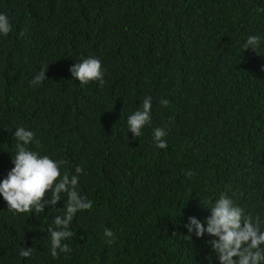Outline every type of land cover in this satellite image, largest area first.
I'll list each match as a JSON object with an SVG mask.
<instances>
[{"label":"trees","instance_id":"obj_1","mask_svg":"<svg viewBox=\"0 0 264 264\" xmlns=\"http://www.w3.org/2000/svg\"><path fill=\"white\" fill-rule=\"evenodd\" d=\"M0 14L12 24L0 34V181L22 126L39 141L30 150L83 169L79 191L93 202L69 228L71 252L53 258L48 229L65 199L14 214L0 195V264H219L188 217L206 227L226 193L264 221V0H0ZM249 35L258 54L243 47ZM89 56L102 87L69 71ZM148 96L151 123L133 139L127 118Z\"/></svg>","mask_w":264,"mask_h":264},{"label":"clouds","instance_id":"obj_2","mask_svg":"<svg viewBox=\"0 0 264 264\" xmlns=\"http://www.w3.org/2000/svg\"><path fill=\"white\" fill-rule=\"evenodd\" d=\"M11 31L12 24L8 16L0 14V34L6 36ZM260 43L259 36L249 35L243 47L245 51L251 49L257 53ZM47 66L41 67L30 81L32 86H40L44 82L47 78ZM69 71L82 85L98 81L102 87L105 83L102 63L94 56L73 64ZM167 104L166 99L161 100L162 106ZM151 108L152 97L148 96L143 99L142 106L128 116L127 125L133 139L140 136L142 129L151 123ZM166 135L163 128L154 130V140L158 148L167 147L166 141L162 139ZM14 137V167L8 172L7 178L0 181V195L6 201L9 211L14 214H43L46 207L60 210L55 206L65 199L62 215L54 217L55 229H48L51 256L58 258L61 252H71V248L64 241L73 236L69 228L76 214L90 211L93 207V202L79 191V178L83 169L77 166L74 174L62 172L61 166L65 163L63 160L54 161L48 155L30 150L28 145L38 144L39 141L36 140L34 132L25 127H17ZM186 175L192 176L193 173L189 171ZM46 194H50V199L46 198ZM209 209L210 215L205 218L206 227L195 216L188 217V223L184 227L187 228L189 236L194 233L196 237L202 238L207 233L213 237L209 243L219 264H264V230L261 229L264 221L261 217L246 214L226 193H221ZM104 236L109 238L106 241L108 244L114 243V233L111 230L105 229ZM32 251L33 248H23L20 256L30 258Z\"/></svg>","mask_w":264,"mask_h":264}]
</instances>
